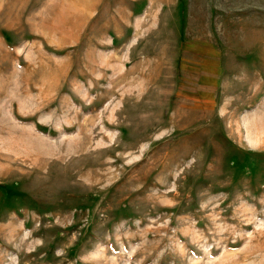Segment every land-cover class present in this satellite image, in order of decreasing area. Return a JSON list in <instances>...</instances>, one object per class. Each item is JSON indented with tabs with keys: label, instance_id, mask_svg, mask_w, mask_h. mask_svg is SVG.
I'll return each instance as SVG.
<instances>
[{
	"label": "rangeland",
	"instance_id": "1",
	"mask_svg": "<svg viewBox=\"0 0 264 264\" xmlns=\"http://www.w3.org/2000/svg\"><path fill=\"white\" fill-rule=\"evenodd\" d=\"M95 1L0 0V264H264V0Z\"/></svg>",
	"mask_w": 264,
	"mask_h": 264
},
{
	"label": "crops",
	"instance_id": "2",
	"mask_svg": "<svg viewBox=\"0 0 264 264\" xmlns=\"http://www.w3.org/2000/svg\"><path fill=\"white\" fill-rule=\"evenodd\" d=\"M96 1H98L99 3L101 2V0H96ZM95 1V2H96ZM97 4V3H96ZM96 4L94 3V5H93V7L90 9V7H88V6H86L85 8H86V10H87V12H90L89 14H94L95 13V11H96ZM90 9V10H89Z\"/></svg>",
	"mask_w": 264,
	"mask_h": 264
}]
</instances>
